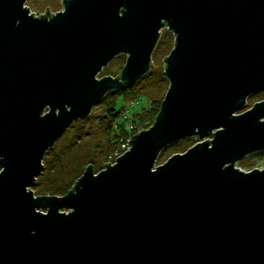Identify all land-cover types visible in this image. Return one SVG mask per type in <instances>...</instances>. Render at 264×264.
<instances>
[{
    "label": "water",
    "instance_id": "1",
    "mask_svg": "<svg viewBox=\"0 0 264 264\" xmlns=\"http://www.w3.org/2000/svg\"><path fill=\"white\" fill-rule=\"evenodd\" d=\"M26 1L0 0V264H264V169L237 168L264 152V101L241 113L264 92V0H63L40 17ZM164 29L154 125L66 195L35 196L49 150L155 68Z\"/></svg>",
    "mask_w": 264,
    "mask_h": 264
},
{
    "label": "rangeland",
    "instance_id": "2",
    "mask_svg": "<svg viewBox=\"0 0 264 264\" xmlns=\"http://www.w3.org/2000/svg\"><path fill=\"white\" fill-rule=\"evenodd\" d=\"M62 2L63 0H27L25 6L30 9L32 14L38 12L39 15L35 16L40 17L45 15L47 8H49L51 15L62 12L64 10ZM174 46V34L168 31V29H164L161 33L160 41L152 55V66L155 68L151 69L148 73L150 77L144 82L141 81L139 86H137V89L145 98H143L140 105L129 107L131 112L138 111L139 108H151L153 102L162 103L164 100L169 88V81L162 80V77H165L164 73L166 67L163 60L170 55ZM127 58V55L116 57L102 70L97 79H102L104 77H119L126 65ZM263 101L264 92L251 96L247 100V106L241 113L250 110L255 104ZM108 115L109 112L107 108L99 104L93 108L88 118L73 123L65 131L55 145L56 150L51 158V165L54 167L51 175H48L37 187L33 186L31 188L35 196H39L38 194L36 195L38 190L45 192V194L41 196H53L50 194L51 191L67 188L70 183L77 179L75 178L76 174H84L86 168L90 165L94 167L96 174L105 169V165L108 164L106 161L115 149L110 140L109 129L111 123L108 119ZM191 140H195L192 147L199 142V140L195 138H191ZM207 140H211V137ZM182 142L183 141L172 145V148H166L164 153L158 158L156 167L163 165L176 154H184L186 151L175 154L173 150L174 148H187ZM263 154L264 153L261 152L246 157L237 164V168L244 172L264 169ZM76 181L77 180L73 183H76ZM57 196L61 197V195ZM44 212L46 211L44 210Z\"/></svg>",
    "mask_w": 264,
    "mask_h": 264
},
{
    "label": "trees",
    "instance_id": "3",
    "mask_svg": "<svg viewBox=\"0 0 264 264\" xmlns=\"http://www.w3.org/2000/svg\"><path fill=\"white\" fill-rule=\"evenodd\" d=\"M149 77L150 75L147 74L141 81L144 82ZM162 80L166 81L167 78L162 77ZM140 82H138L136 85L126 90H117L108 93L101 103L103 106L107 108L109 112L108 119L110 120L111 123L109 134L111 137L110 139L111 144L113 145L114 148H116L119 145L122 139H127V140L132 139L140 131L150 129L154 125L157 116L159 114L161 108V102H153L151 108L149 107L148 109L139 108V110L135 112H131V109L129 110V107L131 106L136 107L140 105L141 102L143 101V98H145L137 89V86H139ZM193 142H195V140L188 139L183 141L182 142L183 145L185 144L187 148H183V149L174 148L173 149L174 153L175 154L183 153L187 151L189 148L193 146L192 145L194 144ZM171 146L167 148H172ZM55 150H56V146L53 149L49 150V152L46 154L43 161L45 167L44 173L37 179L35 187H37L42 181H44L48 175H51V172L54 169V167L51 165V158ZM164 151L161 153V155L164 153ZM106 162L108 163V159ZM82 174L80 173L76 174L75 178L77 179L75 180H78L82 176ZM75 180L73 182H75ZM73 182L70 183V185L67 186V188L53 190L50 192V194L53 196L66 195L75 186L76 183ZM37 194L41 196L42 194H45V192L42 190H38L36 192V195Z\"/></svg>",
    "mask_w": 264,
    "mask_h": 264
},
{
    "label": "built area",
    "instance_id": "4",
    "mask_svg": "<svg viewBox=\"0 0 264 264\" xmlns=\"http://www.w3.org/2000/svg\"><path fill=\"white\" fill-rule=\"evenodd\" d=\"M130 139H122L119 143V145L114 149V151L110 154L108 158V163H111V165H114L119 157L124 155L126 152H128L131 147L129 146Z\"/></svg>",
    "mask_w": 264,
    "mask_h": 264
},
{
    "label": "bare ground",
    "instance_id": "5",
    "mask_svg": "<svg viewBox=\"0 0 264 264\" xmlns=\"http://www.w3.org/2000/svg\"><path fill=\"white\" fill-rule=\"evenodd\" d=\"M47 113V112H46Z\"/></svg>",
    "mask_w": 264,
    "mask_h": 264
}]
</instances>
